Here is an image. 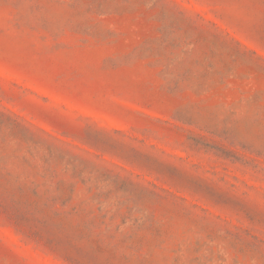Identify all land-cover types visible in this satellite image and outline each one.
I'll return each instance as SVG.
<instances>
[{
  "label": "rangeland",
  "instance_id": "1",
  "mask_svg": "<svg viewBox=\"0 0 264 264\" xmlns=\"http://www.w3.org/2000/svg\"><path fill=\"white\" fill-rule=\"evenodd\" d=\"M0 264H264V0H0Z\"/></svg>",
  "mask_w": 264,
  "mask_h": 264
}]
</instances>
